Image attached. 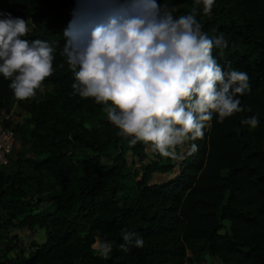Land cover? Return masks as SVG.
I'll use <instances>...</instances> for the list:
<instances>
[{"label": "trees", "instance_id": "16d2710c", "mask_svg": "<svg viewBox=\"0 0 264 264\" xmlns=\"http://www.w3.org/2000/svg\"><path fill=\"white\" fill-rule=\"evenodd\" d=\"M157 3L178 17L194 0ZM75 6L76 0H0V13L28 21L23 39L55 49L49 89L39 98L16 100L0 75V110L16 103L27 113L24 125H1L31 154L16 162L29 173L0 166V264H198L205 255L217 264H264V0H215L210 16L198 6L202 30L227 41L223 55L213 49L217 62L249 75L251 90L238 98L251 111L222 123L214 115L204 138L194 141L198 151L188 155L186 145L174 161L156 153L145 161V145L130 147L118 136L102 105L72 94L74 73L61 51ZM253 115L255 129L241 123ZM92 119L96 125L88 128ZM20 228L40 229L42 241L3 258L18 246L13 231ZM122 229L144 246L121 251ZM97 238L112 245L107 259L94 247Z\"/></svg>", "mask_w": 264, "mask_h": 264}, {"label": "clouds", "instance_id": "9594fccd", "mask_svg": "<svg viewBox=\"0 0 264 264\" xmlns=\"http://www.w3.org/2000/svg\"><path fill=\"white\" fill-rule=\"evenodd\" d=\"M215 0H194L191 11L174 16L175 9L157 0H76L64 32L61 56L74 73L73 95L93 98L128 145L150 146L162 158L178 160L198 151L213 116L222 123L251 111L238 98L251 90L245 71L227 70L213 49L227 47L223 34L210 38L197 20L198 6L210 16ZM0 75L18 101L43 91L54 73V47L47 41L23 39L26 19L0 13ZM63 67V65H61ZM255 129V115L241 121ZM120 250L142 248L143 238L122 229ZM107 259L112 245L97 238L94 245Z\"/></svg>", "mask_w": 264, "mask_h": 264}, {"label": "rangeland", "instance_id": "374dc122", "mask_svg": "<svg viewBox=\"0 0 264 264\" xmlns=\"http://www.w3.org/2000/svg\"><path fill=\"white\" fill-rule=\"evenodd\" d=\"M47 89H49V86L48 85H43V91H45ZM42 92L41 91H37V95L33 99L39 98L41 96ZM27 101H30V100H27ZM104 115L106 116V113ZM2 119H8L11 122L12 125L13 124L24 125L26 123L27 113H25L20 108H18L16 103H13L12 105H10L9 110H8L7 113H5L4 110H0V126H2L1 125ZM95 125H96V120L95 119H92V120H90L89 122L86 123V126L88 128L94 127ZM177 151H178V153L182 152L181 149H178ZM144 152L146 153V157L144 159L145 161L148 160V159H152V157H153L152 153L153 152H152L150 146L145 145L144 146ZM30 155L31 154L27 150L26 144H23L22 142H19V141L16 142L15 143V148L12 151V153L10 154L9 161H8L7 165L3 168V170H5L6 172H13L18 167L24 173H29L31 171V169L29 167H27L24 164H17L16 162H18V160L20 161L24 157H27V156H30ZM125 156L128 159V161L130 162V160H131L130 156L131 155H130L129 151H127L125 153ZM134 161H135V164H134L135 166L140 164V161H136V159ZM172 161H174V160H172ZM165 175L166 174H154L153 178L160 179V178L164 177ZM43 205H44L43 202H41L38 205H33L32 206V210L33 211H37ZM3 213L4 212L0 211V215H4ZM226 225H227V223L225 222V226ZM15 235L17 237V241L18 242H16V243L18 244V246L12 248L8 253L4 254L2 256L3 258H5L7 256L15 255L17 253V251L19 250V248H22L24 251H27L30 247H32L31 246L32 242L39 243L43 239L42 231L40 229H36L33 234H30L28 232V230L25 229V228L18 229V230H16ZM4 243H5V240L3 238H0V250H2L1 247H2V245ZM97 253H99L98 250H97ZM217 263H218V261H217V259L215 257H211V256H208V255H205L204 259L198 264H217ZM193 264H196V263H193Z\"/></svg>", "mask_w": 264, "mask_h": 264}, {"label": "built area", "instance_id": "2783aa9c", "mask_svg": "<svg viewBox=\"0 0 264 264\" xmlns=\"http://www.w3.org/2000/svg\"><path fill=\"white\" fill-rule=\"evenodd\" d=\"M17 142L15 134L10 127L0 126V166L7 165L10 152Z\"/></svg>", "mask_w": 264, "mask_h": 264}, {"label": "crops", "instance_id": "0c3cea01", "mask_svg": "<svg viewBox=\"0 0 264 264\" xmlns=\"http://www.w3.org/2000/svg\"><path fill=\"white\" fill-rule=\"evenodd\" d=\"M20 229H23V228H20ZM16 232V230L15 231H13V233H15Z\"/></svg>", "mask_w": 264, "mask_h": 264}]
</instances>
